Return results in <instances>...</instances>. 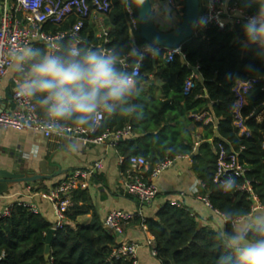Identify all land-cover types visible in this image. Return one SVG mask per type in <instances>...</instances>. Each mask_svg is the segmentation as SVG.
<instances>
[{
  "label": "trees",
  "instance_id": "1",
  "mask_svg": "<svg viewBox=\"0 0 264 264\" xmlns=\"http://www.w3.org/2000/svg\"><path fill=\"white\" fill-rule=\"evenodd\" d=\"M231 1L239 3V0ZM76 20L73 15L61 25L46 23L44 27L54 34L69 30ZM105 24L110 27L107 47L128 44L130 33L127 29L131 23L120 1H114ZM242 26L224 31L210 27L204 35H194L181 46L182 52L171 62L162 56L155 62L146 58L141 68V82L149 84L134 101L143 106L141 118L113 115L104 121L105 129L132 127V135L121 139L117 145L124 158L123 171L129 168L132 156L145 157L149 163L148 172L165 158L189 156L192 170L201 182L199 194L207 195L212 208L220 213L236 209L250 214L253 204L237 188L226 193L220 188L221 181H215L221 147L228 154H239L238 161L245 164L247 172L244 176L233 175L237 186L246 179H255L257 182L253 187L264 208V119L258 123L254 117L256 111L264 107V60L252 51L242 50L236 42V37L242 34ZM81 38V46L99 47L97 31L89 21L81 30ZM69 39L66 37L60 42ZM135 43L138 46L146 43L139 25L135 30ZM36 47L43 49L46 44L37 42ZM247 65L253 70H246ZM197 67L199 74L195 88L190 95H185V80ZM156 73L161 78V96L158 98L148 96L155 91L149 76ZM251 79L257 81L245 93L246 103L241 111L245 124L252 131V135L247 136L240 134L239 127L234 124V88L238 81ZM205 110L217 119L216 127L203 125L192 116ZM200 125L204 127L199 136L202 141L194 150L195 129ZM87 212H92L88 225L72 224ZM67 220L65 227L54 233L50 254L46 256V236L54 225L42 213L31 212L23 202H14L11 215L0 217V264H133L131 259L112 257L119 245L118 236L105 226L87 191L76 189L73 192V205L67 212ZM139 221L153 236L156 258L161 264H216L221 255L227 254L216 239L218 230L201 226L183 205L166 202L157 211L156 218H139ZM227 229L231 230V225H227Z\"/></svg>",
  "mask_w": 264,
  "mask_h": 264
},
{
  "label": "clouds",
  "instance_id": "2",
  "mask_svg": "<svg viewBox=\"0 0 264 264\" xmlns=\"http://www.w3.org/2000/svg\"><path fill=\"white\" fill-rule=\"evenodd\" d=\"M133 24L129 42L112 47L81 46L73 34L66 42H48L45 48L10 47L7 56L12 70L21 77L16 95L39 109L37 124L45 136L71 138L69 151L81 149L79 133L93 132L104 116L141 118L143 106L134 101L141 95V68L146 58L161 56L160 37L138 46L135 30L141 23H155L160 31L175 30L181 23L174 0H120ZM203 11L190 23L199 31L213 21L221 27L224 19H242V34L236 42L264 60V0H199ZM251 11V14H248ZM178 51V50H172ZM172 52H169V57ZM246 70L252 71L251 65ZM224 192L237 188L229 176L220 185ZM216 233L227 254L216 264H264V211L251 214L236 209L219 213ZM231 225V230L225 226Z\"/></svg>",
  "mask_w": 264,
  "mask_h": 264
},
{
  "label": "built area",
  "instance_id": "3",
  "mask_svg": "<svg viewBox=\"0 0 264 264\" xmlns=\"http://www.w3.org/2000/svg\"><path fill=\"white\" fill-rule=\"evenodd\" d=\"M115 0H0V127L17 131H32L34 133H42L37 121L41 118V113L34 105H29L16 95V86L20 81V77L14 79L12 101L4 103L1 95L3 91V81L11 71L10 61L7 52L13 46H31L35 47V42L47 44L48 42H60L66 37H71L76 34L81 42V30L85 23L90 21L93 15H98L101 19L100 30L97 31V36L100 39L99 47H107L110 42V27L105 24V18L110 13ZM120 1V0H118ZM238 3L231 1V7H237ZM174 7L177 9V15L183 16V8L185 0H174ZM128 14V13H127ZM248 14H251L249 12ZM76 16L75 24L67 31H59L54 34L44 30L46 23L53 25L63 24L70 16ZM131 25L133 24L132 17L128 15ZM224 24L221 27L217 22L213 21L203 30L195 31V35H204L205 31L210 27H216L218 30H233L237 25L243 24L242 19L229 20L223 18ZM138 29V26L136 30ZM161 48V56L168 62H171L174 57L180 54L179 48ZM178 50V51H172ZM172 52L169 57V52ZM153 59V60H157ZM197 70L198 67L196 68ZM142 75V73H141ZM198 74L194 72L185 80L184 94L190 95L196 85ZM257 80L251 79L247 81H238L234 91L236 94L235 109H234V124L239 127L240 134L247 136L252 135V131L245 124V117L242 115V107L246 103L245 93L250 89ZM260 109V108H259ZM197 121H201L203 125H217V119L212 116L209 110H205L192 115ZM255 120L260 123L264 119V109L259 113L254 114ZM107 116H104L100 125L93 132H82L77 134L79 140L84 145L94 144L100 145L104 143L116 147L120 140L131 134L132 127L127 125L121 129L111 130L104 128V121ZM44 135V134H43ZM45 136V135H44ZM51 137V136H46ZM64 138V137H61ZM198 137L194 145V150L201 143ZM264 148V134L263 144ZM238 153L228 154L221 147L218 157V169L215 176V181H223L233 175L244 176L247 168L244 163L238 161ZM178 156L174 159L165 158L157 163L152 171H149V163L143 156H132L129 158L130 166L123 172V184L127 193L136 198L142 205H150L153 203L159 193V188L154 182L163 171L173 166ZM124 162V158H121ZM102 168L100 162L85 169H76L59 180L53 188L45 192L38 191V194L50 200L54 207L55 224L54 227L62 229L67 224V212L73 205V192L79 187L85 186L87 180ZM255 179H246L237 189L246 194L252 200V210L262 209L263 206L259 200V195L253 184ZM31 190V189H30ZM207 205L211 206L208 196L201 197ZM22 203V202H21ZM26 207L33 213H39V207L32 202H23ZM13 204V203H12ZM12 204L0 208V217L10 216L12 212ZM172 204L182 206L179 201H174ZM140 213L114 209L111 210L105 218V226L117 236L124 233L125 227L131 223ZM145 230L147 227L143 224ZM147 244L151 247L152 254L156 256L154 248V238L148 239ZM138 244L136 242L123 241L113 251L112 257L115 259H131L133 264H140L138 261Z\"/></svg>",
  "mask_w": 264,
  "mask_h": 264
},
{
  "label": "crops",
  "instance_id": "4",
  "mask_svg": "<svg viewBox=\"0 0 264 264\" xmlns=\"http://www.w3.org/2000/svg\"><path fill=\"white\" fill-rule=\"evenodd\" d=\"M89 22L95 26L96 31L100 30L101 19L98 15H93ZM16 77H20V75L11 69L3 81L1 98L4 103L12 101L14 79ZM149 79L153 81L155 91L151 94L148 93V96L160 97L159 86L161 85V78L156 73L151 74ZM10 84L9 91L8 86ZM148 84L147 81H143L141 82V87L144 88ZM203 131L204 127L202 125L196 127L195 134L197 138ZM131 135L132 133L125 138ZM70 143L71 138L46 137L41 133L32 131H17L0 127V168L21 172L19 168L22 165L31 164L35 159H38V163L45 160L55 165H60L62 169H67L68 171L58 177L45 179L42 181L44 185L41 187L29 184L30 182H26L27 185L23 184L25 182L12 184L9 190L0 196V208L16 201L32 202L37 204L40 213L54 225V207L50 200L39 195L38 191L44 190L47 192L70 172L76 169H85L96 162H100L102 168L87 180L88 183L85 186L79 187L78 190L88 192L93 207H95L103 220L114 209L140 213L125 227L123 235L118 236V242L130 241L138 244L137 255L140 264H161L156 256L152 254L151 247L147 244L148 239L153 238V236L144 229L143 223L139 221V218H156L157 211L166 202L179 201L191 211L201 226H209L219 230L220 212L207 205L201 198L202 195L199 194L201 182L192 170L191 157L184 156L176 159L172 167L156 177L154 182L159 188V193L152 204L142 205L125 190L122 156L119 154L117 146L112 147L108 143L84 145L81 142L80 151L74 154L68 150ZM259 210L264 211V208ZM91 220L92 212H87L78 216L72 224L88 225ZM225 227L227 228V225Z\"/></svg>",
  "mask_w": 264,
  "mask_h": 264
},
{
  "label": "water",
  "instance_id": "5",
  "mask_svg": "<svg viewBox=\"0 0 264 264\" xmlns=\"http://www.w3.org/2000/svg\"><path fill=\"white\" fill-rule=\"evenodd\" d=\"M199 0H185V11L181 17V23L175 30L160 31L155 23L139 24L140 33L146 42H151L157 35L160 37V47L179 48L186 41L190 40L195 35V30L190 27L191 21L200 13ZM156 60H154L155 62ZM199 74V70L193 69ZM264 107L257 110L259 113ZM39 171L34 170L28 172H13L4 168H0V196L5 194L10 186L14 183L34 182L45 179H52L65 174L67 169H62L60 165H55L51 162L42 160L38 163ZM55 228H51L46 236L45 255L48 256L51 251V243L53 240Z\"/></svg>",
  "mask_w": 264,
  "mask_h": 264
},
{
  "label": "rangeland",
  "instance_id": "6",
  "mask_svg": "<svg viewBox=\"0 0 264 264\" xmlns=\"http://www.w3.org/2000/svg\"><path fill=\"white\" fill-rule=\"evenodd\" d=\"M202 11H203V8H202V6H200V12H202ZM157 27H158V26H157ZM158 28H159V27H158ZM154 78H155V76H154ZM38 161H39L38 159H35L34 162L31 163V164L22 165V167L19 168V170H20L21 172H26V171H28V170H34V171L38 172V171H39ZM23 184L27 185L26 182L23 183ZM29 184H32V185H35V186H39V187H41V186L44 185V183H43L42 181L30 182ZM33 187H34V186H33Z\"/></svg>",
  "mask_w": 264,
  "mask_h": 264
},
{
  "label": "flooded vegetation",
  "instance_id": "7",
  "mask_svg": "<svg viewBox=\"0 0 264 264\" xmlns=\"http://www.w3.org/2000/svg\"><path fill=\"white\" fill-rule=\"evenodd\" d=\"M28 171H32V170H28ZM28 171H27V172H28Z\"/></svg>",
  "mask_w": 264,
  "mask_h": 264
}]
</instances>
